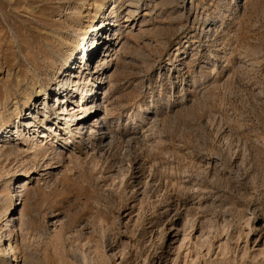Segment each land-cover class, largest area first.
I'll list each match as a JSON object with an SVG mask.
<instances>
[{"label": "rangeland", "instance_id": "374dc122", "mask_svg": "<svg viewBox=\"0 0 264 264\" xmlns=\"http://www.w3.org/2000/svg\"><path fill=\"white\" fill-rule=\"evenodd\" d=\"M104 16L118 45L89 76ZM72 63L54 134L0 137V264H264V0H0L1 132ZM92 106L104 149L72 133Z\"/></svg>", "mask_w": 264, "mask_h": 264}, {"label": "bare ground", "instance_id": "6f19581e", "mask_svg": "<svg viewBox=\"0 0 264 264\" xmlns=\"http://www.w3.org/2000/svg\"><path fill=\"white\" fill-rule=\"evenodd\" d=\"M133 3V2H132ZM134 8H138V5H136V7ZM134 13V11H131L130 14ZM108 19L106 18V16L102 17L101 19V22L98 23L97 26H95L91 32V34L89 35V38L90 41L89 42H86V46H85V50H87V54L86 56H84L82 59L85 60L84 63H86V66L89 67L86 71H87V75L89 74L90 75H96V74H99V68L101 67H106L108 62H111V60L108 61V59L112 58L113 57V53H114V50L116 48V46L118 45L117 42L113 43V44H109V42H105V35H106V32L107 30L109 29V27L111 26H114V24H111L108 22ZM84 43H85V40L83 39ZM107 47V53H105V55H103L104 57L97 61L96 62V65H94L93 63V58L96 54V52L100 49V48H105ZM100 58V57H99ZM94 65L92 67V70L90 71V65ZM77 66L75 65V63H72L68 66V68L64 69L61 73H62V76H63V79H64V83L62 84V86L60 85L59 87H57L53 93V96H55L56 98L52 99V106H49L47 105V103H39V100H40V94H32L29 98V103L28 104H31L33 103L34 101H36V107H35V111L34 112H31L29 114V116L26 118L28 120V123L25 125V126H22V125H16V132H13L12 131H9V132H6V134L2 133L1 132V128H0V137L1 138H8V136H14V133L16 134H20L21 136L24 134V132L26 131V129L28 130V132L30 133L31 131V128L32 127V131H33V135L39 131V129H42L44 128V135L43 137H46V138H49V136L46 135V133H50V134H54L53 132V125H57L59 124L58 121L59 119L58 118H54L52 119L51 117L49 119H47V121H54L52 124L50 122L51 125H45V126H42L39 128V126L37 125L38 123V120L40 118V116H45V114L47 113V117H48V110L49 108H55L57 107V111H58V116H62L63 114H65V111H66V107L71 99V97L74 95L75 92H73V88L71 89V87H74L72 85L74 84H77V82L75 81V79H79L83 74V71L81 69V71H76V68ZM83 68V67H82ZM80 69V68H79ZM84 72H85V69H84ZM85 75V74H84ZM100 79H98L99 81ZM100 85H102L100 83ZM76 86V85H75ZM76 89V87H75ZM74 89V90H75ZM96 90H97V83L95 84L94 88L92 89V94L90 96L89 99H93L94 98V101L96 100V103H99L100 102V97L96 94ZM78 91V90H76ZM79 92V91H78ZM96 94V95H95ZM82 99L83 101L89 97V95L87 93H84L82 92ZM48 100V99H47ZM2 102V101H1ZM93 104V102H92ZM80 106V105H78ZM83 106V105H82ZM97 108L99 109L100 108V105L98 104L96 106V110ZM48 109V110H47ZM95 110V107L92 106L89 110L86 111V114L83 115L82 117H79V110L76 111L75 109L73 110V112H75V115L73 117H71L70 119V122L74 124L75 126V129L72 131L73 134H75V137L78 138V134L80 135V137H82L83 135L85 136L87 133L90 132V135L92 136L94 133L96 134L95 135V138H97V140L100 141V147L102 149H104L107 145H104L103 143L108 139L109 137V132H108V129H107V122H106V119L105 117L103 118L102 116L99 118V117H96L95 119L96 120V123L98 124V127H96L97 129L99 128V131H95L96 128L94 126L92 127H88V123L91 121V119H93V114H97L99 111H96L94 112ZM20 114V111H17V110H14V114ZM44 113V115H43ZM30 121V122H29ZM61 125V124H60ZM57 131V129H56ZM19 135V136H20ZM73 138V137H72ZM72 138H68L67 140H72ZM14 141V140H13ZM10 143V151H12V154L13 152H19L17 150V148L15 146H13V144H11V142L9 141ZM69 143H73L75 144V142L71 141ZM107 144V143H106ZM109 144V143H108ZM66 146H68V144H66ZM111 146V145H110ZM109 146V147H110ZM43 147V146H42ZM41 148V147H40ZM36 153H40L39 151H37ZM40 155V154H39ZM37 157V156H36ZM16 195V194H15ZM15 198V197H14ZM11 212V211H10ZM7 213V212H6ZM1 216V215H0ZM2 218V216H1ZM0 218V219H1ZM10 219V218H9ZM6 220V219H5ZM1 222V220H0ZM3 223V222H2ZM6 223V222H5ZM15 224V223H14ZM15 227V225L13 226ZM12 227V228H13ZM16 228V227H15ZM13 252V247H12V244L11 242L9 241V243L6 245V248H5V253H2L0 252V256L3 257L5 256L8 252ZM10 254V253H9ZM16 260V259H15ZM11 263V262H10Z\"/></svg>", "mask_w": 264, "mask_h": 264}]
</instances>
